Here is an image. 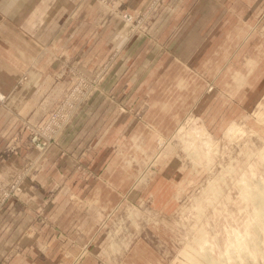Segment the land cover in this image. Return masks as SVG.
I'll return each mask as SVG.
<instances>
[{"label":"rangeland","instance_id":"1","mask_svg":"<svg viewBox=\"0 0 264 264\" xmlns=\"http://www.w3.org/2000/svg\"><path fill=\"white\" fill-rule=\"evenodd\" d=\"M1 1L0 27L13 32L10 27L19 26L17 15H25L24 8ZM85 1L122 22V41L91 68L58 53L56 76L70 84L40 120L12 110L20 114L25 133L20 144L26 151L12 178L0 175V213L12 200L32 207L42 179L68 177V192L59 194L47 214L40 208L35 212L39 223L51 226L53 216L63 230V237L54 235L50 241L54 247H45L46 237L39 236V264H193L203 245L226 264H264V231L248 228L254 205L242 197L245 183L264 180V0H246L241 6L235 0H204L202 15L217 2L203 27L218 23L215 30L179 35L183 25L186 31L195 21L189 1L183 20L174 13L163 37L152 27L155 16L170 11L169 0H149L138 13L123 0ZM124 12L132 15L131 22L123 19ZM140 41L145 49L139 60L148 56L152 66L132 84L128 65ZM79 69L88 74L78 76ZM35 77L25 71L17 84L32 90L39 81ZM90 83L94 88L41 155L29 145L28 126L43 122L56 104L66 110L92 88ZM93 119L95 134L89 127ZM76 123L86 132L84 145L77 142L75 147H82L71 150L62 136ZM21 134L5 143L1 159L20 149ZM100 136L104 142L96 145ZM22 168L21 179L12 182ZM17 183L22 194L15 190ZM254 234L258 254L245 255L247 238ZM6 257L0 255V260Z\"/></svg>","mask_w":264,"mask_h":264},{"label":"crops","instance_id":"2","mask_svg":"<svg viewBox=\"0 0 264 264\" xmlns=\"http://www.w3.org/2000/svg\"><path fill=\"white\" fill-rule=\"evenodd\" d=\"M123 1L134 13H138L149 2V0ZM189 1L193 7L195 6L192 13V18L195 21L192 25V22L189 23L192 31H189V26L184 31L185 26L183 25L182 28L184 29L180 30L178 34L185 35L188 32H193L197 35L203 31H214L218 23H215L212 28H205L206 30H203V27L208 19L207 15H211L213 9H216L217 2L212 8H208L209 14L202 15L200 10L204 5V0H169L170 8L175 12L171 13L170 9L166 14V8L155 16L152 32L160 34V37L165 36L166 31L163 29L170 21V17L175 13V19L183 20L182 16L184 14L182 13ZM235 1H238L237 4H240V6L242 3L246 5V0ZM4 2L6 3V0ZM1 4L2 1L0 6ZM90 4L88 5L85 0H47L44 4L39 3L38 0H12L9 3L10 6L22 5L25 15H17L20 24L17 28L10 27L13 32L5 31L4 28H7V25L2 24L0 27V63L3 64V66H0V90L5 93L6 97L4 103L0 104V154L5 147V143L14 137L17 132H22V136L19 137L18 141V148L20 149H17L9 157L0 158V175L5 179L13 177L20 166V158L26 151L20 144L25 133L20 129L21 118L19 115L29 117L33 121L40 120L60 92L70 84L66 78L61 79L56 76L60 69L57 64V54L65 53L72 62L91 68L109 54L112 46L122 41V22L112 15H108V13H103L101 9L98 11V7ZM3 5L8 6V4ZM221 6L225 8V5ZM198 21H200V24H197ZM171 32L173 33V31ZM11 35H14L17 39L12 38ZM166 36L169 37L170 33ZM168 37L162 42L167 41ZM180 41L181 38L177 42L180 43ZM144 42L140 41L135 46L133 49L134 61L131 65H128L129 72L132 75L129 74L128 79L132 84L135 82L137 84V81L140 80L135 79L138 73H146L152 66V61H148V56H142L139 60L140 49L143 47L142 52L145 49ZM25 71L33 77L36 75L37 81L39 79L37 85L34 83L35 86L32 90L17 84L20 75ZM46 81L49 83H46ZM12 110L24 111L15 114ZM94 124L95 119L89 124L92 130L91 134H95V131L98 130ZM85 133L83 129L80 131V124L76 123L74 126L68 127L62 136L65 146L67 143L68 148L71 150L82 147L75 146L77 142L84 143L82 138ZM100 139L101 136L97 139L96 145L104 142ZM56 150L58 149L52 150L51 153H56ZM48 154L43 158L41 169L48 163L45 162V158L47 159L50 155ZM61 169L66 168L61 166ZM54 186L59 187L58 191L50 194V189ZM68 186V177L42 179L34 194L33 202L29 205L32 207L26 208L21 202L14 200L5 205L4 210L0 213V255L7 254V257L1 259L0 264H39L40 254L36 250V248H39V236L46 237L45 247H54L53 244H50L54 235L63 237V230L59 229L57 223L55 225L52 221L53 216L50 219L48 217L52 222L51 226L39 223L34 219V216L38 208L43 213L46 211L47 214L49 205L56 200L59 194L62 196L66 194ZM70 206L71 202L57 216L56 221ZM41 226H45V228L41 229ZM23 248H25L24 252H22Z\"/></svg>","mask_w":264,"mask_h":264},{"label":"built area","instance_id":"3","mask_svg":"<svg viewBox=\"0 0 264 264\" xmlns=\"http://www.w3.org/2000/svg\"><path fill=\"white\" fill-rule=\"evenodd\" d=\"M123 19L127 22L132 21V15L129 12H124ZM73 69L74 67H70ZM78 76L85 77L88 73L83 71L82 69H79ZM91 85V83H90ZM91 89L89 91H86L85 94L81 95L80 97H77L78 99L74 102H71L69 106L66 108V110L62 111V107L60 106L61 103L54 105L49 115L44 119L43 122H41L38 125L35 126H28V129L30 130V141L29 145L39 148L40 154L42 155L43 152L51 146V143L56 141L58 135L62 132L63 126L66 124V121L69 119V117L75 115L76 110L79 108L80 102L85 99L91 90L94 88L93 85H91ZM4 99V95L0 92V100ZM37 159V158H36ZM34 160V163L37 162V160ZM30 170V169H27ZM23 174V168L21 172L17 175V177L12 181H18L21 179V175ZM0 182H3L0 179ZM17 183L15 185V190L23 192V189L20 190ZM9 195V192L5 195L4 199ZM3 201H0V204Z\"/></svg>","mask_w":264,"mask_h":264},{"label":"bare ground","instance_id":"4","mask_svg":"<svg viewBox=\"0 0 264 264\" xmlns=\"http://www.w3.org/2000/svg\"><path fill=\"white\" fill-rule=\"evenodd\" d=\"M262 152L264 155V150H262L260 153L262 154ZM247 182H249V181H247ZM241 186H242V184H241ZM242 189H243L242 190L243 191L242 197L245 198L246 200H249V201L251 200L253 205H254V207L252 209L253 212L251 214V215H253V218H252L253 220H251V222L248 223V225L251 223L248 226V228L251 227L253 231L254 230L256 231V232L254 231L256 234L259 231L261 233V231H264V180L263 181H257L256 183H251V184L245 183V185H243ZM250 232H251V229H250ZM262 234H263V232H262ZM201 239L203 240V237H201ZM247 239H248V244L246 242L245 243H246V246H248V247H247V249H245L246 251L244 254L248 255V256L258 254L257 249L259 250V248L257 247V245H259V244H257V241H256L257 235L254 234L250 238H247ZM198 241H199V239H198ZM239 243L240 242H238V244ZM240 246H243V244L242 245L240 244ZM234 248H237V247H234ZM239 249H242V248L239 247ZM242 250L244 252V249H242ZM209 251H210L209 246L203 245L202 249L199 250L198 252H196L195 257H194V258H196V261L194 263L195 264H226V262H223V260H221V259L215 260L214 258H212L210 255L211 252L209 253ZM231 251H233V250H231ZM240 254H241V252H240ZM260 254H261V256L264 257V252H262ZM241 257L243 260L244 256H241ZM238 260H241V259H238ZM241 261H239V262H241ZM243 261L245 262V260H243Z\"/></svg>","mask_w":264,"mask_h":264}]
</instances>
